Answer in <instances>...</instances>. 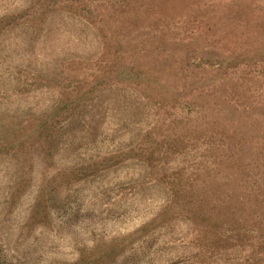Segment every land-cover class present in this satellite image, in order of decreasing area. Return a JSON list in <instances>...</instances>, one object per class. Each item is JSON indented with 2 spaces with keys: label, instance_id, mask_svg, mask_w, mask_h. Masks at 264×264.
Wrapping results in <instances>:
<instances>
[{
  "label": "rangeland",
  "instance_id": "obj_1",
  "mask_svg": "<svg viewBox=\"0 0 264 264\" xmlns=\"http://www.w3.org/2000/svg\"><path fill=\"white\" fill-rule=\"evenodd\" d=\"M0 264H264V0H0Z\"/></svg>",
  "mask_w": 264,
  "mask_h": 264
}]
</instances>
